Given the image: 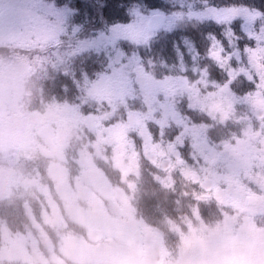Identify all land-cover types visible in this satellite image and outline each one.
<instances>
[{"label":"rangeland","instance_id":"obj_1","mask_svg":"<svg viewBox=\"0 0 264 264\" xmlns=\"http://www.w3.org/2000/svg\"><path fill=\"white\" fill-rule=\"evenodd\" d=\"M160 4L140 5L122 22L84 18L80 32L69 0H0V65L31 56L42 78L48 66L79 56L81 66L93 57L104 66L82 76L81 88L70 86L81 106L44 111L32 129L29 114L7 115L21 87L16 71L28 67L12 62L0 73V205L16 203L25 227L13 233L0 223V264H264V13L198 0ZM154 14L167 22L150 33ZM185 32L208 40L212 74ZM170 35L180 39L177 63L156 66L151 42ZM238 78L249 88L240 100L230 89ZM182 104L238 133L215 138L218 151L209 126L181 113ZM169 131L170 142L162 137ZM187 141L193 163L182 156ZM145 172L182 218L181 227L167 219L175 252L134 215ZM249 196L259 203L247 207Z\"/></svg>","mask_w":264,"mask_h":264},{"label":"trees","instance_id":"obj_2","mask_svg":"<svg viewBox=\"0 0 264 264\" xmlns=\"http://www.w3.org/2000/svg\"><path fill=\"white\" fill-rule=\"evenodd\" d=\"M59 2V0H57ZM61 1H68V0H61ZM206 2L208 4H213V6L221 5L223 6H236V7H243L244 9H249L251 11L259 10V12L264 13V0H198L199 4L201 2ZM69 2H73L75 5V0H69ZM93 3L103 2V0H90ZM156 3V8L160 7V0H108V8L105 10L103 16H88L84 14L76 15L74 20H71V24L77 25L80 28L79 31L81 32L82 26V19L84 18H92L95 20V24L98 26L100 25L101 21L105 22H113V21H124V17L126 13L134 12L136 8H139L140 5L147 7L148 9H153L154 4ZM75 9V7L73 6ZM133 8V9H132ZM82 15V17H81ZM121 21V22H122ZM69 30H72L69 28ZM187 36L192 39V42L197 45L198 54L202 57L204 62L203 66L200 67L204 70V68H208L211 72L212 66L209 59H205L207 53L209 52V46L207 44L208 40L201 38L200 40L196 41L194 38L195 35L189 32ZM176 34V33H175ZM240 37L238 35H235ZM189 40V39H187ZM180 43V39L174 38L170 35L168 38H162L159 40H154L151 42V47L153 51V62L155 65H167L170 63H177V56L175 55L174 51L176 45ZM182 44V38H181ZM228 41L226 39L227 46ZM252 47V45H250ZM71 67L69 68L68 75H69V82L71 83V89H75V85L77 83H81L82 76L85 74H89L93 76L94 73L97 74L104 70L103 63L99 59L91 58L88 61L86 60V64L81 66V56L77 57L76 59L71 60ZM73 76V78H71ZM62 77V76H61ZM231 91L238 97V99H242V97L249 91L247 81L244 78L236 79L232 85L230 86ZM77 93V92H76ZM74 93V94H76ZM73 95V94H71ZM180 112L186 116H189L191 119L196 120L195 118L201 119L205 126H209V143L211 146H218V151L221 147L215 141V138H223L222 141H228L230 137H232L231 131H238L236 130V126L229 123V125L224 126L218 119L209 118L207 115H204L198 111H193L188 109V107L182 104L179 107ZM164 136H168V132L165 133ZM163 136V137H164ZM161 139V138H160ZM158 142H163L161 140ZM182 156H184L187 160L193 163V159L187 158V154L192 156L194 151V145L190 141L185 143L184 148H182ZM108 176L110 180L117 177V175L113 172H109ZM31 203L30 209L32 210V216L37 218L35 215V204L37 202L29 200ZM16 203L13 202H6L3 205H0V223H5L9 228L12 229V232L15 231H22L25 227L21 225V217L23 216L22 212L15 207ZM171 197L165 192H158V188L156 183L149 177H147L146 172L145 176L141 177L138 182V189L136 190V194L133 200V207L134 211L136 210L137 219L142 220L144 223L149 224L152 229L160 235L162 234V239L164 241L165 251L166 249H170V252H175V240L171 233L169 232V225L170 222L167 219L175 221L178 227L182 226V223L179 220H182L181 216L179 218L172 212L171 207ZM217 208L211 204L210 210L214 212ZM28 216V215H27ZM41 218V217H39ZM41 220L37 219V223H40ZM81 227V235H83V231L85 232V226L81 224L78 225L75 223V227ZM19 228V230H16ZM165 234V236H164ZM169 235V236H168ZM88 239V237H87ZM173 242V244H172ZM40 248H43V244H40Z\"/></svg>","mask_w":264,"mask_h":264},{"label":"flooded vegetation","instance_id":"obj_3","mask_svg":"<svg viewBox=\"0 0 264 264\" xmlns=\"http://www.w3.org/2000/svg\"><path fill=\"white\" fill-rule=\"evenodd\" d=\"M24 59L25 60H23L22 61V64H23V66L24 67H28L29 69H30V71L33 69V66L35 67V69H34V72H32V77L31 78H26V76L25 77H21V76H19L18 75V77H20V78H18V77H16L14 80H16V81H21V87L19 88V85L17 86L18 88H16V97L18 98L21 94L23 95V94H26L25 92H27V90H29L30 91V89L29 88H27V86H30V87H32L33 85H35L36 83H38L39 82V80L37 79V78H34V76L36 75V69H37V66H35V65H32L33 64V62L31 61L32 60V58L30 59V63H29V65H28V61L26 60V59H28V57H24ZM9 65H10V63H7V62H4V61H1V65H0V73H4V69L5 68H8L9 67ZM3 66V67H2ZM41 81V80H40ZM20 90V92H18ZM15 94V88L13 89V91H12V93L10 94V96H9V98H10V100L12 99V97H13V95ZM30 96H31V94H30ZM4 102H6V100L4 101ZM17 102H19V100L17 101ZM20 103V102H19ZM14 107H16V104H14L13 105ZM11 107H9V109H10ZM19 108H21V104H19V105H17V109H19ZM36 107H34L33 105L30 107V109L28 108L27 110H22V113L24 114V115H27L28 113H29V119H31L32 118V116H35L36 115V109H35ZM28 112V113H27ZM32 127V126H31Z\"/></svg>","mask_w":264,"mask_h":264},{"label":"snow or ice","instance_id":"obj_4","mask_svg":"<svg viewBox=\"0 0 264 264\" xmlns=\"http://www.w3.org/2000/svg\"><path fill=\"white\" fill-rule=\"evenodd\" d=\"M75 12L77 15L84 14L88 16H103L105 10L108 8V0H103V2L93 3L90 0H75ZM259 12V10H256ZM215 22L222 23L218 17L213 18ZM235 19H243V16H234L228 23L230 24Z\"/></svg>","mask_w":264,"mask_h":264},{"label":"water","instance_id":"obj_5","mask_svg":"<svg viewBox=\"0 0 264 264\" xmlns=\"http://www.w3.org/2000/svg\"><path fill=\"white\" fill-rule=\"evenodd\" d=\"M166 19L163 15L152 16L148 23L147 29L151 32L159 31L165 25ZM258 203V198L255 196H249L245 200L246 206H255Z\"/></svg>","mask_w":264,"mask_h":264}]
</instances>
